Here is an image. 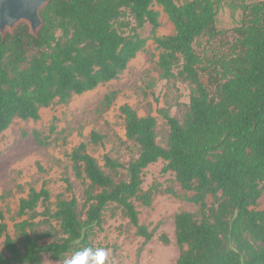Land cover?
Here are the masks:
<instances>
[{
  "label": "trees",
  "instance_id": "1",
  "mask_svg": "<svg viewBox=\"0 0 264 264\" xmlns=\"http://www.w3.org/2000/svg\"><path fill=\"white\" fill-rule=\"evenodd\" d=\"M223 3L241 10L239 23L225 30L217 27ZM156 6L173 24L172 33L157 34ZM40 14L36 36L25 23L0 35V136L15 118L37 120L41 108L116 79L148 39L159 50L160 77L192 88L182 121L166 108L157 111L168 127L165 145L157 141L156 117L124 104L125 137L136 145V156L122 162L105 153V171L86 142L71 150V170L84 182L81 208L72 195L59 197L52 209L46 183L30 187L19 200L24 218L12 236L0 207V264H43L45 256L63 261L78 248L101 247L92 236L110 207L149 241L154 233L140 223L136 202L151 205L158 189H143L142 175L159 160L184 191L166 192L199 208V218L185 210L174 215L175 264H264V2L50 0ZM146 23L148 37L141 33ZM220 35L231 36L226 52L210 59L196 51L199 38ZM55 129L51 123L48 134L34 129L32 136L45 146ZM103 140L90 132L93 145ZM65 183L71 191L69 179ZM157 238L169 242L165 233Z\"/></svg>",
  "mask_w": 264,
  "mask_h": 264
},
{
  "label": "rangeland",
  "instance_id": "2",
  "mask_svg": "<svg viewBox=\"0 0 264 264\" xmlns=\"http://www.w3.org/2000/svg\"><path fill=\"white\" fill-rule=\"evenodd\" d=\"M182 3L186 0H175ZM248 2L264 0H247ZM157 34L166 35L174 31L173 24L161 7ZM241 10L223 3L217 14L218 29H230L237 25ZM151 26L146 23L142 36L150 35ZM230 35H220L209 40L206 36L195 43L196 51L203 57L212 58L227 51ZM159 50L152 39H148L143 50L132 58L120 75L109 82L98 85L80 95H74L65 104L53 103L41 108L39 119L15 118L0 136V207L4 213L8 232L14 236V224L24 217L18 214L19 200L25 197L30 187L39 189L45 182L50 191L49 205L53 209L57 199L75 195L81 208L84 182L75 178L69 159L71 150L81 141L87 143V150L104 166L103 155L127 162L136 156L137 147L125 137L124 119L120 107L130 105L140 116L151 114L156 117L157 141L166 144L168 127L157 112L166 108L170 114L182 121L189 101L192 86L179 78L163 79L157 66ZM202 80L205 82L206 78ZM111 96L107 100L106 96ZM54 123L55 131L48 144H38L32 131L38 129L48 134ZM103 135L102 144L89 142L91 131ZM165 162L159 160L150 164L143 172V189L155 185L158 189L150 206L136 202L139 221L153 231V237L145 242L135 234V229L119 210L110 207L104 213L102 228L92 236L93 243L109 251V264H175L179 247L175 241L174 215L180 211H190L199 218L198 205L180 199L166 192L170 188L178 194L184 193L176 182L174 174L163 171ZM65 179L71 183V191L66 189ZM210 203V198H208ZM259 208L264 209V195L259 200ZM40 226L38 229H43ZM165 233L168 243L158 240ZM264 245V243H263ZM43 264H62V261L44 257Z\"/></svg>",
  "mask_w": 264,
  "mask_h": 264
},
{
  "label": "water",
  "instance_id": "3",
  "mask_svg": "<svg viewBox=\"0 0 264 264\" xmlns=\"http://www.w3.org/2000/svg\"><path fill=\"white\" fill-rule=\"evenodd\" d=\"M50 0H0V35L12 33L20 23L37 35L42 26L40 11Z\"/></svg>",
  "mask_w": 264,
  "mask_h": 264
},
{
  "label": "clouds",
  "instance_id": "4",
  "mask_svg": "<svg viewBox=\"0 0 264 264\" xmlns=\"http://www.w3.org/2000/svg\"><path fill=\"white\" fill-rule=\"evenodd\" d=\"M62 264H109V251L104 247L84 246L65 256Z\"/></svg>",
  "mask_w": 264,
  "mask_h": 264
}]
</instances>
